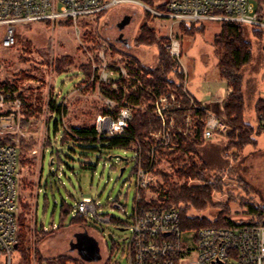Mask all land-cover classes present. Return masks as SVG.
I'll return each mask as SVG.
<instances>
[{
	"label": "rangeland",
	"instance_id": "374dc122",
	"mask_svg": "<svg viewBox=\"0 0 264 264\" xmlns=\"http://www.w3.org/2000/svg\"><path fill=\"white\" fill-rule=\"evenodd\" d=\"M165 1L153 0L154 6ZM121 7L110 9L102 19L83 20L78 25L71 20L17 25L16 44L11 47L0 45V83L9 82L16 88L15 92L21 94L23 105L16 112L15 121L21 125L25 122L27 127H21L31 134V138L15 134L4 138L21 150L17 166L19 212L24 216V227L30 239L31 262L49 263L65 256L68 259L66 263L97 264L108 255L111 264H127L137 194L136 149L141 148V144L135 142L129 149H122L111 148L101 141L67 138L62 142L64 129L68 131L71 126L97 127L109 104L104 89L120 91L124 87L127 92L134 86L130 84L137 78L133 79L127 73V63H133L137 68L141 65L145 69L155 68L158 64L156 46L140 45L134 40L143 24L154 28L158 37L166 38L168 24L147 15L144 9L145 13L141 15ZM125 15L131 16L130 23L123 30L124 36L129 38V46L117 42L119 31L111 25L112 21L122 20ZM107 20L110 22H105ZM222 24L220 21H205V32L196 35H185L180 32V27L177 31L181 43L177 60L185 72L182 92L190 100L187 108L183 110L182 102L179 110H183L182 117L187 127L196 130V122L203 124L200 141L207 140L203 131L208 109L219 112L222 105L228 121L226 101L230 88L220 76L217 66L220 55L213 46ZM243 28L253 43V60L243 69L246 118L257 126L255 105L259 98L264 99V32H253L249 25H243ZM63 57L71 62L63 67L64 72L56 67L57 60ZM145 71L141 70V74L145 75ZM150 76L146 75L148 79ZM138 84L142 86L140 81ZM185 90L198 102L191 99ZM53 98L66 110L61 115L56 134L54 123L58 116L53 117L50 108ZM170 100L174 97L171 96ZM155 102L148 101L143 108L148 104L154 107ZM9 108L11 105L8 104L1 109L3 116L10 115ZM200 112H204V116ZM151 139L157 144L154 135ZM257 140L255 146L236 147L228 143L220 158L213 145H207L210 164L205 180L181 177L178 173L185 166H203L198 155L190 153L187 155L189 158L183 160L177 158V153L172 154L178 145L174 148L158 146L162 154L151 174V191L146 193L162 200L160 194L166 181L179 186H203L217 175L212 192L213 204L216 205L199 214L214 217L220 211L217 206L222 205L229 208V216L233 220L252 222L256 217L243 204L254 202L264 206V131L258 134ZM122 168L125 170L121 175ZM82 200L96 203L97 212L84 215L83 223L71 225L78 215L77 205ZM117 203H121L124 210L117 207ZM67 208L71 211L65 214L64 209ZM108 217L113 221L106 220ZM117 221L126 223V227L118 226ZM20 228L22 230V225ZM18 254L16 250L15 257Z\"/></svg>",
	"mask_w": 264,
	"mask_h": 264
},
{
	"label": "built area",
	"instance_id": "2783aa9c",
	"mask_svg": "<svg viewBox=\"0 0 264 264\" xmlns=\"http://www.w3.org/2000/svg\"><path fill=\"white\" fill-rule=\"evenodd\" d=\"M162 4H165V8L161 9L159 5ZM159 5L154 6L144 0H0V45L11 47L16 44L17 25L67 20L78 25L83 20H97L102 13L120 6L141 15L145 13L144 9L152 18L166 22L169 34L166 36L165 46L175 59L181 53L177 31L182 23L220 21L249 25L253 29L264 31V4L260 6L257 0H167ZM171 96L174 100H170ZM8 104L11 105L10 115L3 116L1 109ZM22 105L19 94L12 92L1 82L0 140L9 134L31 138L30 132L21 127V122L15 121L16 112ZM116 106L115 101L109 99L107 107L111 113L99 120V135L115 137L126 133L133 118L132 108L122 106L115 113ZM154 108L162 122V128L154 134L156 146L174 148L178 145V136L172 131L173 113L181 108V102L175 94L169 93L157 97ZM219 109V112L207 110L203 131V137L207 140L228 136L232 131L222 105ZM195 117L194 113L193 118ZM257 126L264 130L263 115H260ZM180 132L184 133L182 129ZM156 146L153 147V152ZM136 152L137 194L130 226L127 264H264V224L183 229L178 208H168L159 196H148L146 193L151 191L149 185L152 171L142 165L141 148L136 149ZM18 163L17 145L14 142H0V264H22L21 256L15 257V245L19 244L20 231ZM116 206L124 210L121 203ZM77 207L81 215L88 216L91 212H97L94 202L82 200ZM106 220L109 221L110 218ZM110 260V256L105 255L97 264H111ZM31 264L50 263L34 260Z\"/></svg>",
	"mask_w": 264,
	"mask_h": 264
},
{
	"label": "trees",
	"instance_id": "16d2710c",
	"mask_svg": "<svg viewBox=\"0 0 264 264\" xmlns=\"http://www.w3.org/2000/svg\"><path fill=\"white\" fill-rule=\"evenodd\" d=\"M147 3L154 5L153 0H145ZM258 4L262 6L264 0H257ZM159 8H165V4L159 5ZM107 12L102 13L97 19H102ZM253 32H264L263 30L253 29ZM180 32L185 35H196L205 32V27L203 24L182 23L180 25ZM257 33H255L256 36ZM18 38V35H17ZM135 43L145 46H156L158 53V64L155 68H146L141 65L137 66L127 63L125 68L127 73L135 79L130 85L135 87H130L126 92L124 87L120 91L113 89L106 91L104 93L109 97V99L115 101L117 106L115 107V113H118L122 106H129L132 108L133 118L130 121V125L126 130V133L121 136L106 137L99 135L96 126H83L76 127L71 126L67 130L64 129V134L62 136V142L67 138L82 139L84 141L92 142H106L111 148H122L129 149L130 146L139 142L141 144V154H142V164L146 169L151 171L156 170L157 159L162 154V150L155 147L154 152L153 147L156 141L151 139V136L157 133L162 128V122L156 114L154 107L148 104L147 107L145 103L148 101H155L157 97L167 95L171 92L178 97V100L183 102V110L190 104V100L183 94V77L185 75L184 69L177 59L172 57L170 53L165 49L166 38L158 37L154 28L147 24H143L140 27L139 36L134 40ZM213 46L215 51L219 53L220 58L218 61V69L220 76L225 79L230 88V92L226 101V112L228 115V123L232 127V131L228 136L224 137H214L206 141L199 140V133L202 130L203 124L198 121L196 122V130L193 127H187L186 122L183 120L182 112L183 110H178L173 113L174 125L172 131L177 134L178 140L176 138V143L178 144L177 150L172 152V154L177 153V158L187 159V155L190 153L196 154L203 160V166L198 168L196 164L189 167H184L179 170L181 177L187 178H206V169L209 163V152L206 148L207 145L211 144L219 152L218 158L224 155L225 146L229 143H233L237 146H255L258 144L257 136L264 130L254 126L247 121L246 110L247 101L244 96V77L243 69L252 62L253 60V43L246 36V31L243 25L236 23H223L219 34L215 35ZM67 57H63L57 60L56 67L58 70H62L71 62H68ZM137 64L139 62L135 60ZM145 71V75L141 74V70ZM120 69H117L119 71ZM62 72H64L62 70ZM61 73V72H60ZM146 75H151V78H147ZM264 79V76H263ZM113 83L115 80L112 79ZM142 84L139 85L138 83ZM127 84V81H124ZM4 86L9 87V89L14 92L16 91L9 82L4 83ZM170 87H172L170 89ZM148 89L150 91H148ZM174 90V91H172ZM21 94H19L20 96ZM23 102V98L20 96ZM50 108L52 110V116L57 115L55 120V134L59 131V125L61 123V115L66 111L65 107L62 106L55 98L51 100ZM257 123L260 119V115L264 117V99L259 98L255 105ZM111 110L108 107L105 108V115L110 114ZM185 113V112H184ZM204 116V112H200ZM22 127L25 129L27 127L25 122H22ZM180 129L185 132H180ZM192 130V134H191ZM190 133V134H188ZM149 139V140H148ZM234 139V140H232ZM0 142H12L9 140H0ZM205 144V145H204ZM228 144V145H229ZM18 147V146H17ZM19 150V157H21V150ZM209 155V156H208ZM213 156V155H212ZM176 158V157H175ZM138 168V166H137ZM136 168V170H137ZM217 175H215V179ZM208 181L209 185L203 186H188L187 184L178 185L170 183L167 181L164 191L161 192L160 198L165 201V205L168 208H178L181 213V226L183 229H200L203 227H230V226H259L264 224V206L258 205L254 202H249L243 204V207L247 208V211L255 215V220L252 222L236 221L230 216V210L226 206L218 205L220 211L214 216L209 217L205 214H199L200 211H205L208 207H214L212 200L213 185L216 180ZM64 213L67 214L71 210L64 209ZM84 215L78 214L75 216L71 222L83 223ZM22 214L19 215V223L22 225V230L20 228L19 232V255L21 256V262L24 264H31L30 253H29V235L28 231L25 229V219ZM113 221V218L111 219ZM117 225L120 227H126V223L117 221ZM36 231H38L37 227ZM45 231V230H43ZM67 257L60 256L57 259L50 260V264L60 263L65 264ZM43 263V262H42Z\"/></svg>",
	"mask_w": 264,
	"mask_h": 264
},
{
	"label": "flooded vegetation",
	"instance_id": "af4514ba",
	"mask_svg": "<svg viewBox=\"0 0 264 264\" xmlns=\"http://www.w3.org/2000/svg\"><path fill=\"white\" fill-rule=\"evenodd\" d=\"M105 22L109 23L110 21L108 22V20H107ZM120 22H121V20H114L111 23L112 27L116 28L119 31V36L117 37L116 40H117V42H121V43H124V45L129 46V38L124 36V33H123L124 29L120 30V28H119V23Z\"/></svg>",
	"mask_w": 264,
	"mask_h": 264
},
{
	"label": "water",
	"instance_id": "95a60500",
	"mask_svg": "<svg viewBox=\"0 0 264 264\" xmlns=\"http://www.w3.org/2000/svg\"><path fill=\"white\" fill-rule=\"evenodd\" d=\"M130 21H131V16L130 15H125L124 16V18L121 20V22L119 23V28H120V30H122V29H124V27L127 25V24H129L130 23ZM124 168H122V170H121V175L124 173ZM111 239H113V236L112 235H110L109 236ZM18 247H19V244L17 243L16 245H15V248L16 249H18ZM72 249H75L74 248V245H72ZM79 252L80 253H83L82 252V248H79Z\"/></svg>",
	"mask_w": 264,
	"mask_h": 264
},
{
	"label": "bare ground",
	"instance_id": "6f19581e",
	"mask_svg": "<svg viewBox=\"0 0 264 264\" xmlns=\"http://www.w3.org/2000/svg\"><path fill=\"white\" fill-rule=\"evenodd\" d=\"M77 209V214H81V213H79L78 212V207L76 208ZM110 218V220L109 221H111V219H112V217H109ZM18 223H19V215H18ZM20 224V223H19ZM20 232V231H19ZM16 249V248H15ZM19 249V248H18ZM18 249H16L17 251H18ZM19 252V251H18ZM19 255V254H18ZM22 264H24V263H22Z\"/></svg>",
	"mask_w": 264,
	"mask_h": 264
},
{
	"label": "crops",
	"instance_id": "0c3cea01",
	"mask_svg": "<svg viewBox=\"0 0 264 264\" xmlns=\"http://www.w3.org/2000/svg\"><path fill=\"white\" fill-rule=\"evenodd\" d=\"M190 95H191V94H190ZM191 97H192L196 102H198V101L196 100V98H195L193 95H191ZM213 101H214V100H213ZM213 101H212V102H213ZM212 102H211V103H212Z\"/></svg>",
	"mask_w": 264,
	"mask_h": 264
}]
</instances>
